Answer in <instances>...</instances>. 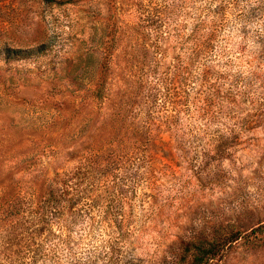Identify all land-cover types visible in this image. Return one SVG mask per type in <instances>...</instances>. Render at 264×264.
<instances>
[{
    "label": "rangeland",
    "instance_id": "1",
    "mask_svg": "<svg viewBox=\"0 0 264 264\" xmlns=\"http://www.w3.org/2000/svg\"><path fill=\"white\" fill-rule=\"evenodd\" d=\"M214 230L209 264H264V0H0V264H190Z\"/></svg>",
    "mask_w": 264,
    "mask_h": 264
},
{
    "label": "trees",
    "instance_id": "2",
    "mask_svg": "<svg viewBox=\"0 0 264 264\" xmlns=\"http://www.w3.org/2000/svg\"><path fill=\"white\" fill-rule=\"evenodd\" d=\"M4 53V59L9 61L11 59H21L26 58L31 54V51L27 53H22L20 48L11 49L9 47ZM15 54V55H14ZM100 87L96 88V91L99 95ZM64 188L57 186L58 184H54L49 187L45 193L41 196L39 200L38 207L41 210L37 211H48L49 205L54 204L55 208L59 207L58 203L61 202L60 195L68 194L69 184L68 181H63ZM48 191V192H47ZM43 193V192H42ZM53 196L57 198V203L53 201ZM35 211V210H34ZM53 211H57L56 209ZM261 226H258V228ZM241 232L238 230H227L226 232L219 233V231L214 230L209 237L206 236H193L191 239L184 240V254H187L189 257L190 264H209V261L212 260L218 252L222 249V247L226 244L234 242L240 238Z\"/></svg>",
    "mask_w": 264,
    "mask_h": 264
}]
</instances>
